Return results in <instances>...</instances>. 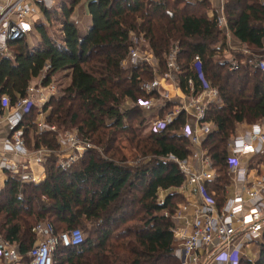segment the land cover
Instances as JSON below:
<instances>
[{
	"label": "trees",
	"instance_id": "16d2710c",
	"mask_svg": "<svg viewBox=\"0 0 264 264\" xmlns=\"http://www.w3.org/2000/svg\"><path fill=\"white\" fill-rule=\"evenodd\" d=\"M80 1L85 2L90 17L82 36L69 20ZM39 9L42 19L32 25L37 45L29 47L22 38L8 42L13 48L10 56L0 54V93L13 103L25 94L32 78L43 73L41 83L46 84L64 72L68 82L60 93L22 115L26 147L54 149L57 133L75 128L79 137L96 148L87 149L65 169L45 162V177L37 184L8 177L0 189L1 237L18 244L22 264H27L25 253L35 238L36 223L45 220L55 232L89 224L94 236L82 235V242L75 246L58 245L52 264H178L171 247L170 215L176 208L174 200L182 196L166 194L160 201L157 193L178 187L183 179L167 156L182 159L190 151L188 140L177 133L185 115L180 112L162 129L140 134L138 127L152 117L137 105L150 96L141 83L151 80L154 73L165 72L164 55L176 46L178 70L173 82L189 94L186 79L191 78L196 92L191 64L193 56H198L205 79L220 99L205 110V120L214 128L201 142L215 170L206 189L219 205L229 182L227 138L237 123L264 119V69L248 64L250 56L243 58L236 52L235 69L221 60L227 49L225 30L217 26L215 8L208 16L205 0H66L53 9ZM221 10L233 37L248 47H262L264 0H223ZM50 21L58 24L56 39L45 30ZM132 36L142 37V48L152 53L156 66L121 64ZM125 101L131 106L121 108ZM40 111L46 112L45 128L36 131L34 121ZM119 138L148 160L124 165ZM244 264H264L263 243L256 259Z\"/></svg>",
	"mask_w": 264,
	"mask_h": 264
},
{
	"label": "built area",
	"instance_id": "2783aa9c",
	"mask_svg": "<svg viewBox=\"0 0 264 264\" xmlns=\"http://www.w3.org/2000/svg\"><path fill=\"white\" fill-rule=\"evenodd\" d=\"M194 1V0H183ZM209 10L216 9L217 26L226 30L222 14L221 0H205ZM64 0H0V54L10 56L8 42L26 38L33 23L41 18L39 7L53 9ZM122 65L136 62L156 66L152 53L142 48V37L132 36ZM177 47L170 48L164 55L165 72L154 73L149 81L141 83L142 89L150 96L138 100L137 105L150 117L151 130L162 129L173 118L183 112L185 122L177 133L189 142L190 151L182 159L173 155L167 158L174 161L183 175L176 189L182 201L170 215L172 233V253L178 264H239L246 244L256 241L264 229V121L248 123L242 130L233 129L226 140L228 184L224 189L223 200L218 205L212 191L206 187L215 178V170L210 158L202 148V139L212 131L214 125L205 120L204 114L209 104H219L217 89L205 79L198 56H193L192 71L195 74L198 90L193 91L191 78L186 79L189 94L181 91L182 101L171 105V96L165 83H173V74L178 70L176 63ZM243 54L246 51L241 50ZM229 69L238 63L228 58ZM247 63L264 69V60L248 58ZM43 74L31 79L25 94L10 103L8 96L0 93V120L7 126L5 136L0 135V170L15 181L37 182L35 166L45 162L59 169L67 168L89 148H96L86 139L78 136L76 129L60 131L56 135L57 147L54 149L40 145L26 147L21 126L22 115L34 104L40 106L58 90L53 81L41 83ZM166 84V85H170ZM170 104L168 110L163 108ZM163 113L160 116L159 111ZM45 128L43 121L36 124L37 131ZM54 130V126H48ZM44 168V167H43ZM166 215V213H164ZM35 239L25 253L27 264H52L56 247L75 246L82 242L78 228L55 232L49 222H38L34 226ZM5 247V248H4ZM0 264H22L21 255L7 243H0Z\"/></svg>",
	"mask_w": 264,
	"mask_h": 264
},
{
	"label": "rangeland",
	"instance_id": "374dc122",
	"mask_svg": "<svg viewBox=\"0 0 264 264\" xmlns=\"http://www.w3.org/2000/svg\"><path fill=\"white\" fill-rule=\"evenodd\" d=\"M64 1H66V0H64ZM218 1L219 0H217V4H218ZM222 1L223 0H221V3H222ZM77 9H78V7H76L75 10H73V12L71 13V15H72L71 19H73V17L77 13L76 12ZM45 30L47 31V33L51 37H53L55 39L58 37V24H57V22L50 21L48 26H46ZM38 39H39L38 34L36 33L35 29L32 28L29 35H28V38L27 39L25 38V42L27 43V45L29 47H33V46L37 45ZM0 41H3V38L1 35H0ZM12 49H13L12 47H8V51H9L10 55L12 54V52H11ZM250 58H258V57L255 55H250ZM63 73L64 72L57 73V74H55V76H53L51 78V80L53 81V83L57 87L58 93H60L59 89L61 87L65 86L66 83L68 82L67 76ZM37 105L39 106V104H37ZM128 106H131V103L128 101H125L122 103L121 108L128 107ZM36 109H38V108H36ZM143 114L144 115H151V114H146V113H143ZM149 117H147V119L142 123V125H140L138 127L139 128L138 132H140V134H142V135H145L151 129L150 124H149L150 123ZM38 121H40L39 118H38ZM133 123H134V121H133ZM42 129H44V128H42ZM35 130L37 131L36 126H35ZM117 145H118L119 150L122 153V155H125L124 165L131 166V165H135L136 163H138V165H140V164H142L148 160V158L140 155L139 153L137 154L133 150V148L123 139L119 138V142ZM172 193H175V194L181 196V194L178 192V190L176 188H170L167 190L158 191L157 199L161 201V200H163V198L166 194H172ZM181 201H182L181 198H176L174 200V202H176V204H175L176 207L178 204L181 203ZM2 220H3V214H0V224L2 223ZM41 222H45V220H42ZM77 228L82 232L83 237H93L94 236V232H93V230L89 224H85V225H83V227L77 226ZM33 242H34V240H33ZM33 242H32V244H33ZM261 243L264 244V229L262 230L261 235L259 236V238L256 241L246 244L245 250L243 251V254H242L241 259H240V264H244V261H246V260L253 262L257 257V251L259 248V244H261ZM171 247H173V245H171Z\"/></svg>",
	"mask_w": 264,
	"mask_h": 264
},
{
	"label": "crops",
	"instance_id": "0c3cea01",
	"mask_svg": "<svg viewBox=\"0 0 264 264\" xmlns=\"http://www.w3.org/2000/svg\"><path fill=\"white\" fill-rule=\"evenodd\" d=\"M78 7L77 9V13L75 14V16L73 17V19H71V14L69 16V20L75 25L76 29H77V32H78V36H82L86 30L88 29L89 27V24H90V17L89 15L87 14L86 12V8H85V2L83 1H80L78 2L74 7H73V10H75V8ZM216 10V9H215ZM73 12V11H72ZM41 14V13H40ZM207 14L208 16L210 17L211 16V10H208L207 11ZM41 19H42V16H41ZM225 34H226V43H227V49H225L223 52H222V55H221V60H225L227 61L228 58H233V53L236 52V53H239L241 54V56L243 58L245 57H249L250 55H255L257 56L258 58L260 57H263L264 56V38L262 39V47L260 49H254V48H251V47H248L246 46L245 44L243 43H240L235 37H233L229 31H227V29L225 30ZM28 38V36L26 37V39ZM7 48H8V44H7ZM246 51L247 54H243L242 51ZM218 59V58H217ZM242 59V58H241ZM262 59V58H261ZM264 60V59H263ZM43 74V73H42ZM41 74V75H42ZM40 76V75H39ZM38 76V77H39ZM38 77H35V78H38ZM35 78H32V79H35ZM166 84H170V83H165V86L168 90V95L171 96V100H170V103L171 105L174 103H180L182 101V97H181V91L180 89L175 86V84L171 83L170 85H166ZM170 105V106H171ZM40 107V105H39ZM46 112H39L36 116V119L34 121V124L36 126L37 122H38V118L40 121H42L44 119V116H45ZM261 121H264L261 120ZM44 122V121H43ZM248 123H245V122H241V123H237L235 126H234V129L237 128L239 131L242 130ZM7 133V126H6V123L3 121V120H0V135L1 137L2 136H5ZM31 135H32V132L30 131L28 133V138H31ZM44 166H35L34 167V174L35 176L37 177V183L41 182L45 175H44ZM8 178V175L0 170V189H2L3 187V184H4V181ZM163 191V190H162ZM35 239V238H34ZM4 242L7 243V248H14L16 249L17 251L18 250V244L17 243H10L8 241H6L5 239H3L0 235V243L1 244H4ZM5 248V247H4ZM208 264H216L214 263V261H209Z\"/></svg>",
	"mask_w": 264,
	"mask_h": 264
}]
</instances>
